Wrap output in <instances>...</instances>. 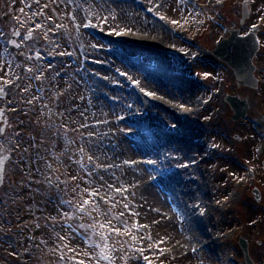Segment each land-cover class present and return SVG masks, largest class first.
I'll return each mask as SVG.
<instances>
[{
	"label": "rangeland",
	"instance_id": "rangeland-1",
	"mask_svg": "<svg viewBox=\"0 0 264 264\" xmlns=\"http://www.w3.org/2000/svg\"><path fill=\"white\" fill-rule=\"evenodd\" d=\"M243 2L249 17L240 23ZM122 8L113 0L79 5L69 0H0V80L14 78L13 73L21 78L0 96V157L10 156L0 188V260L109 264L97 256L107 244L112 264H244L238 246L242 237L254 264H264V0H165L164 9L153 14L161 23L158 32L163 28L176 52L187 54L165 64L190 87L187 96L195 101L182 110L186 135L177 144L206 208L197 221L201 246L192 249H171L163 244L161 232L141 227L128 193L112 197L111 189L118 194L125 183L116 182L119 173L111 172L99 122L84 104L91 75L97 73L86 65L90 55L117 48L112 40L104 46L80 36L75 14L121 30L138 29L145 22L125 16ZM14 31L19 34L16 47L10 44ZM229 31L253 33L260 43L253 59L256 89L238 86L233 71L211 54ZM129 57L146 66L145 54ZM227 95L247 102L246 117L232 120ZM133 132L125 133L134 138ZM140 132L144 136L146 131ZM163 134L176 137L171 129ZM93 191L97 195H90ZM83 200L94 202L99 212L89 205L91 216L75 213L63 203ZM94 223H105L106 230L92 228Z\"/></svg>",
	"mask_w": 264,
	"mask_h": 264
},
{
	"label": "bare ground",
	"instance_id": "bare-ground-1",
	"mask_svg": "<svg viewBox=\"0 0 264 264\" xmlns=\"http://www.w3.org/2000/svg\"><path fill=\"white\" fill-rule=\"evenodd\" d=\"M86 1L96 2L71 0V3L79 5ZM113 3L123 7L125 16L145 22L138 29L121 30L112 24L99 26L89 17L75 14L80 36L95 38L104 46L110 45L109 40L116 43L115 52L106 50L103 55L92 52V61L86 62L97 73L91 75L84 103L99 122L96 126L99 138L109 148L111 172L113 176L119 173L116 182L125 183L118 194L111 189L112 197H120L122 191L128 193L133 200L130 210L137 213L140 226L161 232L163 244L169 248L200 247L197 221L204 217L201 214L206 208L199 198L201 191L190 177L191 167L183 163L177 145L186 135L182 110L193 107L195 101L187 96L190 87L180 80L171 65L165 64L175 58L184 59L187 54L176 52L163 28L158 32L161 23L153 14L164 9L165 0H113ZM135 53L147 56L146 66L133 63L129 55ZM146 92L152 95H145ZM120 116H124L122 120ZM142 125L150 127L141 129L146 131L145 137L140 132ZM170 129L176 137L163 134ZM127 130L134 131V138L127 137ZM149 136L150 140L146 138ZM164 168L171 171L164 172Z\"/></svg>",
	"mask_w": 264,
	"mask_h": 264
},
{
	"label": "water",
	"instance_id": "water-1",
	"mask_svg": "<svg viewBox=\"0 0 264 264\" xmlns=\"http://www.w3.org/2000/svg\"><path fill=\"white\" fill-rule=\"evenodd\" d=\"M248 17L246 3L242 5V20L243 22ZM230 38L220 42L217 48L212 52L219 60L225 62L234 72L238 86H248L251 88L257 87V79L254 77L255 67L252 64V59L258 50V42L255 36L250 33L247 36L241 37L237 31H230ZM16 34H14V37ZM225 102L229 105L233 112L232 120L237 121L244 118L248 111L247 102L239 100L236 97L226 96ZM3 163L0 164V186L2 184V174L4 164L9 157H2ZM258 199V195H256ZM239 247L243 254L245 264H254L249 257L248 244L243 238L239 239Z\"/></svg>",
	"mask_w": 264,
	"mask_h": 264
},
{
	"label": "snow or ice",
	"instance_id": "snow-or-ice-1",
	"mask_svg": "<svg viewBox=\"0 0 264 264\" xmlns=\"http://www.w3.org/2000/svg\"><path fill=\"white\" fill-rule=\"evenodd\" d=\"M69 2H71V0H69ZM174 23H176V21H174ZM57 26L59 27V25H57ZM85 26H87V25H85ZM2 35L3 34L0 33V37H2ZM45 37L47 38V34L46 33H45ZM28 38H31V33L28 34ZM2 70H3V68H0V71H2ZM27 71L29 73H31L33 71V69L32 68H28ZM5 75H7V73H5ZM12 75H13L14 78L0 80V96H3V95L6 94L5 90H4L6 86H10L13 83H15L16 80H20L21 79L20 76L15 74V73H13ZM33 78L34 79H39V76H36V77H33ZM23 90L27 91L28 88L25 87V88H23ZM145 95H152V93L146 92ZM28 102L31 103L32 101L29 100ZM45 107H46V105H45ZM2 119H3V110L0 109V120H2ZM2 131L3 130L0 129V132H2ZM81 151H82V149H81ZM2 163H3V158L0 157V164H2ZM46 179L48 180V182L50 184L53 182L51 177H47ZM117 191H120V190L117 189ZM90 195L95 196V195H97V193L95 191H93L92 193H90ZM63 203H66V204L69 205L70 208H73L75 213H84V214H86L88 216H91V211L89 210L88 207H86V206H89V205H91V209L92 210H95V211L99 212V207L94 202L89 201V200H83L80 204H73L72 201H63ZM125 207H127V205H125ZM64 216L68 220H71L73 218V216L70 215L69 213H64ZM107 223L111 224V221L109 220ZM80 227L83 228L85 226L84 225H80ZM91 227L92 228L98 227L101 230H106V224L105 223H99V224L94 223L93 225H91ZM112 231L117 232V233L119 232V230L115 229V228H113ZM101 238L104 239V240L108 239V237H104L102 233H101ZM97 256H98V258L100 260L108 261L109 264H112L113 257L111 255L107 254V244H105L103 246V248L97 254ZM144 258L146 260L148 259V257H144ZM76 264H84V261L83 260H79V261L76 262Z\"/></svg>",
	"mask_w": 264,
	"mask_h": 264
},
{
	"label": "trees",
	"instance_id": "trees-1",
	"mask_svg": "<svg viewBox=\"0 0 264 264\" xmlns=\"http://www.w3.org/2000/svg\"><path fill=\"white\" fill-rule=\"evenodd\" d=\"M5 253H7L6 251H5ZM8 254V253H7ZM7 254L5 255L4 253H3V255L4 256H7ZM9 255V254H8ZM0 263H3V264H9V263H7V260L6 259H1L0 260Z\"/></svg>",
	"mask_w": 264,
	"mask_h": 264
}]
</instances>
